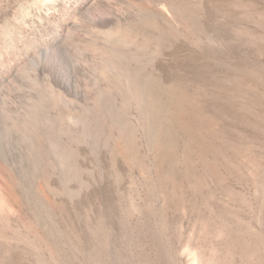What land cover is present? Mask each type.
Masks as SVG:
<instances>
[{
	"label": "rangeland",
	"instance_id": "obj_1",
	"mask_svg": "<svg viewBox=\"0 0 264 264\" xmlns=\"http://www.w3.org/2000/svg\"><path fill=\"white\" fill-rule=\"evenodd\" d=\"M0 87V264H264V0H0Z\"/></svg>",
	"mask_w": 264,
	"mask_h": 264
},
{
	"label": "bare ground",
	"instance_id": "obj_2",
	"mask_svg": "<svg viewBox=\"0 0 264 264\" xmlns=\"http://www.w3.org/2000/svg\"><path fill=\"white\" fill-rule=\"evenodd\" d=\"M5 101L3 91L0 87V125L3 124L2 121L9 118L10 114L6 108ZM16 187L17 181L14 174L0 159V189L3 191L6 200L10 203V206L19 208L21 206V196L17 192Z\"/></svg>",
	"mask_w": 264,
	"mask_h": 264
}]
</instances>
